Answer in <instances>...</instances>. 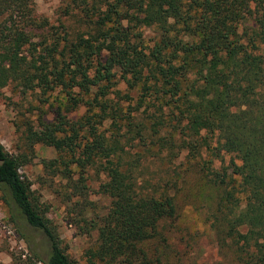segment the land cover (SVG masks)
I'll return each instance as SVG.
<instances>
[{
  "label": "trees",
  "instance_id": "trees-1",
  "mask_svg": "<svg viewBox=\"0 0 264 264\" xmlns=\"http://www.w3.org/2000/svg\"><path fill=\"white\" fill-rule=\"evenodd\" d=\"M34 1L0 0V89L59 88L66 112L84 107L75 120L57 112L52 122L38 119L23 140L29 150L58 152L61 175L81 199L86 168L103 175L109 206L85 223L94 231L87 264H183L167 237L177 231L172 161L182 151L215 202L205 222L213 220L219 247L233 264H264V0H64V15L80 28L72 38L48 34ZM143 29L153 30L151 47ZM134 142L140 149L131 154ZM153 150L170 166L158 177L140 167ZM221 155L229 173L214 167ZM26 163L0 144V201L11 222L19 216L43 236L46 258H30L72 264L19 173Z\"/></svg>",
  "mask_w": 264,
  "mask_h": 264
},
{
  "label": "rangeland",
  "instance_id": "rangeland-1",
  "mask_svg": "<svg viewBox=\"0 0 264 264\" xmlns=\"http://www.w3.org/2000/svg\"><path fill=\"white\" fill-rule=\"evenodd\" d=\"M63 6L64 0H35L33 16L36 22L45 21L44 29H48V34L64 36L67 33L72 38L80 28L76 17L64 15ZM142 34L144 43L151 47V41L155 37L153 30L143 29ZM40 35V32H35L33 41L38 42ZM47 43H50V38H47ZM116 88L124 91L122 83H118ZM65 99L59 88L43 94L38 89L26 90L16 82H8L0 89V144L8 154L27 161L19 169V173L31 183L30 189L44 207L45 217L54 227L72 264H87L86 251L93 248L94 231L85 232V223L94 215L105 213L109 206V199L99 190L100 184L105 180L103 175L97 169L86 168L83 175L85 189L81 199L67 187L66 180L61 175L63 167L58 165V152L42 144H34L29 150L23 140L28 127H37L38 119L52 122L57 112L67 120H75L83 114V106L66 112L68 104ZM108 128L109 122L101 127L105 130V135L109 134ZM133 145L128 148L131 154L140 149L136 142ZM153 152L154 156L140 159V167L145 175L158 177L162 175L164 168L170 166L163 162V158L160 159L161 152ZM185 156L186 153L182 151L172 161L179 172V191L175 196L179 218L175 225L178 232L171 230L168 240L184 255L183 264H233L229 249L219 247L216 234L211 230L213 220L205 222L206 206L212 205L211 209L215 207L211 195H206V191L210 193V190L201 186L200 182L203 181L199 179L196 169L188 164ZM42 162L52 163L54 168L44 169ZM214 167L229 173V155H221L214 161ZM68 169L71 178L76 179L75 168L69 165ZM46 253L47 245L43 236L29 228L19 216L14 219V223L11 222L0 201V264H42L41 261L30 258L31 254L45 259ZM171 254L168 252L167 257Z\"/></svg>",
  "mask_w": 264,
  "mask_h": 264
}]
</instances>
